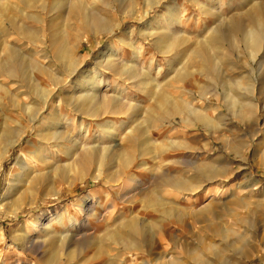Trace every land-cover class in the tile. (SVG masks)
I'll return each instance as SVG.
<instances>
[{
  "label": "rangeland",
  "instance_id": "374dc122",
  "mask_svg": "<svg viewBox=\"0 0 264 264\" xmlns=\"http://www.w3.org/2000/svg\"><path fill=\"white\" fill-rule=\"evenodd\" d=\"M258 2L264 4V0H161L145 15V0H0V42L5 44L0 45V58L12 45L25 56L23 67L0 71V152L6 126L13 128L20 119L19 104L40 103L30 90L31 81L48 78L50 71L61 77L72 71L52 49L49 33L32 39L18 36L5 25L11 15L22 23L41 6L62 7L58 11L63 15L53 23L55 35L74 49L80 70L97 67L102 52L107 53L106 60L112 59L119 69L97 67L105 80L100 92L108 98L122 96L131 106L123 114L111 108L112 102L110 109L106 99L108 114L94 119V135L102 138L94 145L113 150L102 163L100 150L95 154L78 147L50 154L47 163L29 159L34 166L11 182L24 147L37 139V132L13 147L0 163V264H264V40L254 58L244 28L232 29L230 23ZM175 4L180 8L173 15L170 7ZM83 7L100 13L113 31L89 32L79 21ZM257 17L253 14L252 22ZM262 18L264 22V14ZM215 26L220 33L214 32ZM211 34L223 37L207 52L211 64L220 66L209 80L204 73L206 58L194 50L205 47L202 42ZM160 36L184 42L167 52L158 47ZM183 69L186 75L180 76ZM132 70L138 71V78L131 76ZM97 71L88 79L98 80ZM217 72L231 78L228 89L247 116H237L222 89L215 87ZM74 73L75 79L79 71ZM208 82L209 97L198 90V83ZM66 90L60 87L57 95ZM190 105L201 109L211 123L195 120ZM175 107L182 109L181 116ZM106 119L108 129L97 126ZM24 123L29 124L28 117ZM138 130L158 152L155 147L156 153L138 157L134 139ZM124 151L131 155L127 168L114 157ZM85 152L93 157L84 166L79 156ZM100 171L102 175L92 180ZM157 198L162 199L159 206ZM19 202L22 209L11 213ZM167 209L171 216L164 213Z\"/></svg>",
  "mask_w": 264,
  "mask_h": 264
},
{
  "label": "bare ground",
  "instance_id": "6f19581e",
  "mask_svg": "<svg viewBox=\"0 0 264 264\" xmlns=\"http://www.w3.org/2000/svg\"><path fill=\"white\" fill-rule=\"evenodd\" d=\"M160 2H161V0H145V4H144L145 6H144V10H142V12L146 15L153 5H157ZM26 4H28V3H26ZM63 4H64V2H63ZM251 5H252L251 8H249L244 14H241L239 17L237 16L233 20L231 19L230 23H232V26H231V28L233 27L232 29H234L236 26L244 28L242 31V34L244 35V40H246L248 43V47H249L250 53L252 54V57L256 58L255 56L258 52L257 46H258V44H260V42L262 40H264V33L262 32V25L264 23L262 21V19H263L262 16L264 14V4H263V2H258V3H252ZM133 6H134V3H133ZM138 6H140V4ZM58 8L60 9V7H58ZM58 8L56 7L54 9L51 7V9H49V7L47 8L45 6H41V9L38 8L37 13H30V14L27 13L28 15H26V16L28 17V19L27 18L26 19L36 23L37 26L31 25L32 22L26 23L24 25L23 23L25 21L27 22V20H25L24 22L22 21V23H20V21L18 20L20 18H17L18 16L12 17V15L7 19L8 21H5V25H7V28H10L12 30V32L17 34L18 36L23 35L24 37L32 39L33 37L38 36L39 33L44 32L45 34H47V36L49 33L50 34V45H51L52 49L55 52H57L56 54L59 55V59L61 57L64 61V64L67 65V67H69L72 70V71H69V74L67 77H61L57 73H56L57 74L56 75L55 72L53 74V72L50 71L49 74L47 73L48 78L46 77V79L45 78H43V79H41V78L37 79L36 78V80H34V81H31L32 80L31 79L30 80L31 81V83H30L31 89L30 90H32V94L34 96H36V98H39L40 103L38 104V106L33 105V103H29V102L19 104V105H21V107L19 105H17V107L18 106L20 107V111L18 112V114L20 113L19 114L20 119L16 120L17 121V123H16L17 125H15L16 127L15 126L13 127V125H12L13 128H11V127L8 128V126H6L7 127L6 133H5V131L3 132V129L1 128L5 137H4V135L2 137L4 139V142L2 141L4 143V145H3V147H1L2 150L0 152V163H2L4 159H6L7 155L10 154V152L12 151V149L15 145L23 142L25 135H27L31 132H37V139H32L30 142H28V147L27 148L24 147V154L17 161V165H18L17 171L14 172L12 174V176L10 177L11 182L19 181L20 178L23 175H25L27 173V171L30 170L34 166V165H31V162L29 161V159H32L34 162L47 163V162H49V160H52V159H50V156H51L50 154H52V155L54 154V156H55V153H59V152L69 153L70 151H74L78 147H82V150L85 149L88 152L92 151V153L94 152V150H100L99 160L101 162H99V163H102L104 158L110 159L112 151H113L111 146L110 147L104 146V147L100 148L99 146H97L98 144L94 145L95 141H98L97 139L99 138V135L96 134V136H95L94 132H93L94 131L93 125L95 124L94 119L96 117L102 116L103 113H107V110L111 106V104L109 102H112V105L114 106V107H111L112 109H116L117 112H121L123 114H126L127 113L126 109L131 107V106L128 107V104H129L128 102L125 103L123 100H121L122 96H119L120 98H118L116 96L115 97L111 96L108 98L107 94L105 96V94L102 95V93L100 92V88L105 86L104 85L105 80H104V78L103 79L101 78L104 75V73L100 74V72L98 70L99 68L97 69V67H103L104 65H109L110 67H112L115 65V64H113L112 59L106 60L107 57L105 55L107 53L104 54L102 52L101 59L99 58L100 61H98L99 60L98 59L97 64H95L97 67H91V69H89L88 67L82 68L81 70L79 69L81 62H78L79 57L75 58L76 54L74 53V49H72L70 44L67 43V40L63 36L61 37V35H59V36L55 35L57 33H55L53 23H54L55 19H57L61 15H63V12H61V11L59 12ZM170 8H171V13L173 15H175V13L177 12V10L180 7L178 4H175V6L170 7ZM61 9H62V7H61ZM81 9H82L81 10L82 13H80L81 17H80L79 21L83 22L84 26L86 27V29L89 32L91 30L96 35V34L102 33L103 31L106 33H107V31H109V32L113 31V30H111L113 28L111 26H109V21L106 20V18L103 17L100 13L95 12V14H96L95 15L94 13H91L88 10H86L85 7L81 8ZM73 11H75V9ZM253 14H254V16H258L257 17L258 20L256 21V23L252 22L251 17L253 16ZM65 18H66V15H65ZM257 23H259V27L257 29H255L254 26ZM257 26H258V24H257ZM212 29L214 30L215 33L216 32H217V34H218V32L220 33L219 26H215ZM153 30H155V29H153ZM210 33H211V31H210ZM152 34H153V31H152ZM154 34H157L156 30H155ZM211 35L212 36H210V39L205 38V43L202 42L205 45V47H202L201 50L200 49L194 50L195 53L200 55V58L201 57L206 58L207 62L205 61V63L206 64L208 63V66H205V68H204L205 72L204 73H206L208 75L207 77H209V80L213 79L212 73L214 71L216 72L217 70L219 71L220 66L217 67L218 63L216 65L211 64L210 58H208L207 55H208V53H210L209 51L211 50V48L214 47L213 45L218 44L219 39H221L223 37V36L221 37L218 35L213 37V34H211ZM158 36H157V38H158ZM2 38L3 37H1V35H0L1 41H2ZM175 39L176 40L167 39L165 36H160L158 42H162V44L161 45L159 44L158 47L167 49V52H168L169 49L171 50V48H173V47L183 45L182 43L184 42V40L177 39V38H175ZM2 43L4 44V41L0 42L1 46H2ZM5 43H6V41H5ZM199 44H201V42ZM6 46H9V45H7V43H6ZM109 47H110V45L108 46V48ZM200 47H201V45H200ZM110 51H112V48L110 49ZM104 56H105V60L107 61V62L105 61L106 63H104V60H102L104 58ZM24 57H23V54L20 53L19 50L17 48H15L13 45L9 46L7 49L6 56L4 58H0V71L1 72L7 71L10 73V71L12 69H15V68H13V65L14 66L15 65L16 66L22 65V67H23V64H21V63H24L23 62ZM115 61H116V59H115ZM118 61L119 60H117V62ZM203 64H204V61H203ZM20 66H19V68H20ZM11 67H12V69H11ZM115 67H118V66L115 65L114 68ZM24 68H26V66ZM104 69H105V67H104ZM115 69H117V68H115ZM118 69H119V67H118ZM121 69H123V68H121ZM130 70L131 69H129L128 71L130 72ZM75 71H79V74L77 76H75V79H74L73 74H75L74 73ZM96 71L99 74L98 80L97 79H91L90 80V78L88 79V77ZM137 72L138 71L132 70L131 76L138 78ZM220 72H217V75L219 76V78H218L219 81L216 82L217 85L215 87L222 89V91H220V92L224 95V98L226 99L227 104L229 105V107L231 109L234 110V112H235V114H237V116H240V117L247 116L249 114L248 111L243 112V110H242L243 108H241V106L239 107V103H240L239 99H237L233 95V93L231 92V90H232L231 88L228 89V84H229V81L231 78L229 79V77L227 78L224 75H221L222 73H220ZM76 73H78V72H76ZM119 73H122V71ZM12 74H14V72ZM24 74L25 73H23L22 75L24 76ZM178 74H181L180 76L186 75L184 69L181 73L179 72ZM10 75L8 74V76H10ZM122 75H120V76H122ZM41 76H43V75H41ZM211 83L212 82L202 83V84L198 83V90L203 92V94L205 96L209 97V94H211V93L208 92V90H209L210 86H212ZM62 86L67 88L66 92L64 93V95H57L59 93L58 92L59 88ZM36 98H34V99H36ZM0 99H1V97H0ZM106 99H108V103L110 104L108 109L105 108ZM35 101H37V100H35ZM1 104H3V103H1ZM15 106H16V104H15ZM191 106L192 105H190V107ZM137 108H138V106H135V109H137ZM179 108H177V109H179ZM16 109H18V108H16ZM177 109L175 107L173 111H175ZM189 110H191V113L194 115L195 120H199L201 122H206V123H211V120L207 117V115H205L201 111V109H198L197 107L193 108V106H192V108H190ZM171 111H172V109H171ZM177 111H179L178 114H180V116L183 114V113H181L182 109L177 110ZM108 112H109V110H108ZM103 115L105 116L106 114H103ZM167 115H169V114H167ZM193 115H191V116H193ZM9 117H10V119H13V121L15 120V118L13 116H9ZM27 117L29 119V124L24 123V119H26ZM41 119H42V124L39 126L37 124V122ZM213 120H212V126L213 125L216 126L217 124ZM185 121H190V120L188 118ZM191 121H193L192 118H191ZM109 123H110L109 120L106 119L103 123H98L97 126L104 128V129H108ZM112 124H114V123L112 122ZM71 126H72V128H70ZM137 132H138V134L136 136H134V139H135V143L137 142V145L139 147V148L137 147L139 149V153L137 152L138 157L139 158L144 157L145 153H147V152H155L156 153V148H158L157 145L156 146L151 145V144L148 145L147 142H149V140L147 138L141 139L142 138L141 134H139L140 130H138ZM114 146L116 148H118V144L114 145ZM158 150H159V148L157 149V152H158ZM110 151H111V153L109 154ZM91 156L93 157V155H89V154L86 155V152H85V154L81 153L79 156L80 157L79 163L84 165V166L87 165V163L91 162L89 160V158H92ZM130 156L131 155L127 154L125 151L119 152V153H114L115 159L119 160L120 163H122V165L126 168L130 164L129 163L130 162ZM114 157L112 156V158H114ZM82 168H81V170H82ZM34 169H35V167H34ZM101 172L102 171H100V173L98 175L92 176V180H94V179H96V177H99L100 175H102ZM104 178H105L106 182L108 183L109 182L108 176L106 175V176H104ZM165 180H167V179H165ZM168 180H170V179H168ZM171 180H172V178H171ZM166 182H168V181H166ZM169 183H171V182H169ZM175 184L177 186H179L181 183L177 181ZM161 198H157L159 200H156L158 202V206L162 204ZM19 208L22 209V204L20 202L18 203V205H16L15 209L11 210L10 212L16 213L19 211L18 210ZM164 213L167 214L168 216H171V214H172V213H170V210H168V209L165 210ZM177 219H181V218H177ZM135 222H137V221H135ZM140 225H144V224L141 223ZM144 228H145V226H144ZM131 229H132V227H131ZM141 229L143 230V228H141ZM133 230H134V228H133ZM17 231L18 230H16L15 232H17ZM15 236H18V235L15 234ZM71 254L72 253L67 254V259L70 261L72 258Z\"/></svg>",
  "mask_w": 264,
  "mask_h": 264
}]
</instances>
